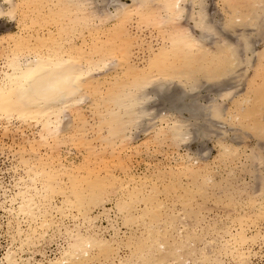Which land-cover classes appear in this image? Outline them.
Masks as SVG:
<instances>
[{
	"label": "bare ground",
	"instance_id": "1",
	"mask_svg": "<svg viewBox=\"0 0 264 264\" xmlns=\"http://www.w3.org/2000/svg\"><path fill=\"white\" fill-rule=\"evenodd\" d=\"M187 1L132 0L115 5L121 13L114 16L107 7L119 0L0 3V20L17 25L0 34V132L19 142L10 151L15 164L0 169V175L13 172L7 183L0 176L8 228L0 264H264L259 101L246 98L249 110L239 120L262 129L242 163L252 186L233 183L234 169L232 179L222 177L217 161L226 166L224 158L246 151L236 141L242 136L220 129L213 163L200 165L186 152L177 168L140 174L130 166L134 131H152L143 143L158 148L215 134L226 113L222 99L238 94L231 85L256 57L260 82L249 88L255 99L264 93V48L256 49L264 42V0H223L220 19L207 0H189L190 16ZM214 89L212 99L200 95ZM216 185L226 198L209 203ZM207 203L229 213L208 217ZM51 247H57L53 257Z\"/></svg>",
	"mask_w": 264,
	"mask_h": 264
},
{
	"label": "rangeland",
	"instance_id": "2",
	"mask_svg": "<svg viewBox=\"0 0 264 264\" xmlns=\"http://www.w3.org/2000/svg\"><path fill=\"white\" fill-rule=\"evenodd\" d=\"M132 0H119V2H116V3H113L112 5H110V6H108L107 7V10L114 16L115 14H117V13H121V9L120 10H116V7H115V5H117V7H119V6H123V4H125V5H131L133 2H131ZM0 3L1 4H3V0H0ZM153 4H155L156 6H157V4H158V2H154ZM208 4H209V6H208ZM206 5L208 6V8H209V11H211L210 13L213 15V16H215V18H217V19H220V18H224L225 16H226V7H224L225 5H224V3H223V0H207V2H206ZM187 6H188V9L190 10L189 12H190V16H191V14L193 13V9H192V7H191V4L189 3V0L187 1ZM100 7V6H99ZM199 9L197 8L196 9V11H198ZM195 12V11H194ZM212 16V17H213ZM164 21H168V16L165 14L164 15ZM188 25H190L189 26V28H192V31L197 35H199V33H200V31L199 30H197V29H195V26H194V22H190V23H188ZM15 30H17V25H16V22H14V21H11V19H9V18H3V19H1L0 20V34H2V33H5V32H7V31H15ZM239 30H240V28H238L236 31L238 32V34H240L239 33ZM146 34H144V35H146V37H147V39L148 38H150V36H154V33L155 32H153V31H151V30H148V29H144L143 30ZM142 31V33H144ZM147 31H149V32H147ZM151 31V32H150ZM150 33V34H149ZM153 33V34H152ZM149 34V35H148ZM155 37V36H154ZM153 40H156V37L155 38H153ZM259 40L258 39H256V42H258ZM261 42H258V44H256V49H257V52H260L263 48H264V42L262 41V40H260ZM257 54V53H256ZM256 56V55H255ZM255 61H254V66H252V67H250V69H248V71L247 72H245V74L243 75V72H241L242 73V76L239 74H237L238 76H237V80H236V83L234 82V83H232L233 85H231V86H233V94L235 93V94H237L234 98H231V100L230 99H228V98H225L224 100L222 99V104H223V107H225L226 108V113L224 114V117H223V119L220 121V123L221 124H219V125H216V124H214L215 125V129H213V131H214V133L215 134H213V133H211V135H209V137H197L195 140L193 139V141H192V139H191V143H189V144H181L180 145V147H178V148H176L175 146L173 147V146H170V144L168 143V142H161L162 143V145H161V143H160V145L158 144V146H159V148L157 147V146H153V144L152 145H150V144H148L149 146H147L146 145V143L147 142H151L152 143V141L151 140H148V141H145L146 143L144 144L143 143V139H145V140H147V139H150V138H147L148 137V135H151V132L152 131H148V132H146L145 131V129H141V130H137V132L136 131H134V139H133V141L131 142V145L133 144H135V146H133V147H135L134 149H136V148H138V151L137 152H135L134 151V149L132 150V152L131 151H129L128 152V154H131V153H133V155L132 156H130V158H131V162H130V166H131V168H132V164H133V171H135V172H137V173H142V172H147V171H150L149 173H151V171L154 173L155 171H157L158 169H159V167L161 168V169H163L164 168V170L165 169H169V167L171 166L172 168H177L176 167V164L178 163V162H180L181 163V160H180V158L186 153V154H191L192 156H197V157H199L200 159H201V162H199L200 163V165L202 164L203 165V163H205L204 161H206L207 159H209L208 161L210 162L211 161V163H213L214 161L213 160H216V158L219 156V154H220V151H221V147L219 146V144H218V139L216 138V129H220V130H224L223 132L225 133V132H227V137H230V136H233L234 134L235 135H239V136H242V140L240 139H236V141H237V144L238 145H240V149H242L243 151H246L245 153H244V156H242L241 158H233V157H227L226 159L224 158V160H225V162H226V166L224 165V164H221V162L220 161H217V164L218 165H221V167L219 168V170H221V172L223 173V176L222 177H226V178H229V176H230V178L232 179V177H234V176H232V175H229L228 174V172L230 171V170H236V177H238V178H235L234 177V179H233V183H235L236 181H238V183H239V185L242 183V181H248L250 184H249V186H252L253 184H254V180H253V177H252V175L250 174V173H245V172H243L244 171V169H243V165L245 164V162L247 161V159H245L246 158V155H247V157L251 154V152H252V149H256L257 148V145H258V140H260L259 139V137H255V135H254V133H257V131H260V132H262V129H256V130H252V126L249 124V122L248 121H244V122H239V120H240V117H241V115H243L244 113L246 114V112H248L247 110H249V103H247L245 100H246V98L247 99H250L251 98V101H255L254 103L256 104V101H259V103L258 104H256V106L259 108L260 106L262 107L263 106V108H261V110H260V108L257 110L258 111V113H259V119L260 118H264V93L263 94H260L258 97H259V100L258 99H255L252 95H253V92H251L250 91V84L251 83H253L254 84V86H257L258 84H259V80H257L256 78V68H257V65H258V62H257V57L254 59ZM254 81V82H253ZM230 86V85H229ZM228 86V87H229ZM231 88V87H230ZM212 92H204V93H202V94H200V95H209L210 97H209V99H212L213 97H215L214 96V94L213 95H211V93H214V92H216V90L214 89V90H211ZM232 91V90H231ZM262 95V96H261ZM242 97H244V99H242ZM243 100V101H242ZM238 103H237V102ZM243 103H242V102ZM241 104V106H240V104ZM247 103V104H246ZM167 104L164 106V108H166L167 109ZM250 107H252V103H250ZM160 108H162V107H160ZM242 110H240V109ZM243 108H244V110H243ZM242 112V113H241ZM261 115H262V117H261ZM244 116V115H243ZM242 116V117H243ZM254 117L252 118V121H254ZM258 120V119H257ZM153 122V121H152ZM157 122V121H156ZM259 123H261V125H263L264 124V121H262V120H260V121H258ZM151 124H155V122H153V123H151ZM149 125H147V127H148ZM219 126V127H218ZM144 128H146V127H144ZM146 132H144V131ZM235 130V131H234ZM218 133V132H217ZM145 134H148L147 136L145 135ZM13 136H16V134L15 135H13ZM151 137V136H150ZM1 138H2V140H1ZM5 138V139H4ZM12 138H14V143H13V139ZM11 139H9V137H4L3 135H1V132H0V146L1 147H3L4 149L2 150V148L0 149V169H3V170H6V168L5 167H7V168H10V167H12L11 165H13V164H15V161H13V160H11V159H13V157H12V153L10 154V151L11 152H13V151H15L14 150V148L13 147H15V149L17 148V144L14 146V144L16 143V142H18V141H16V139L17 138H15V137H12ZM147 138V139H146ZM224 138H226V137H224ZM223 138V139H224ZM142 139V140H141ZM225 141H226V139H225ZM228 141V140H227ZM2 142H3V144H2ZM149 142V143H150ZM19 143V142H18ZM137 143V144H136ZM165 143V144H164ZM167 143L169 144V145H167ZM260 143V142H259ZM11 145V146H10ZM136 145H138L139 147H137ZM146 145V147L145 148H143L144 146ZM154 145H156L155 143H154ZM170 146V147H169ZM12 147V148H11ZM149 148L148 150H145L146 148ZM154 147V150L152 149ZM173 147V148H172ZM143 150H142V149ZM155 148L157 149V150H160V151H155ZM8 149H9V151H8ZM12 149V150H11ZM73 149V148H72ZM140 149V150H139ZM191 149V150H190ZM204 149H206V150H204ZM170 150V151H169ZM74 153H78L77 152V150L76 149H73L72 150ZM134 151V152H133ZM155 151V152H154ZM165 151V152H164ZM172 151V152H171ZM174 151V152H173ZM176 151V152H175ZM205 151V154L206 155H204L203 154V152ZM2 152V153H1ZM65 152V151H64ZM152 152V153H151ZM157 152V153H156ZM163 152V153H162ZM171 152V153H170ZM162 153V154H161ZM8 156H7V155ZM75 155V154H74ZM74 155H72V157H74V158H76V161L77 162H80L79 160H78V158H80L79 157V155H78V158L77 157H75ZM135 155V156H134ZM165 156H166V158H165ZM8 157V158H7ZM141 157V158H140ZM180 157V158H179ZM134 159V160H133ZM135 159H136V161H135ZM144 159V160H143ZM228 159V160H227ZM2 160V161H1ZM9 161V162H8ZM13 163H11V162ZM203 161V162H202ZM147 162V163H146ZM242 163H244V164H242ZM8 164V165H7ZM138 164V165H137ZM238 164V165H237ZM235 165V166H234ZM149 166H150V170H148L149 169ZM213 166H216V167H219V166H217V165H213ZM231 166V167H230ZM248 166V165H247ZM199 168V167H198ZM254 170H255V167H254ZM258 171H261V173L262 174H264V166H262V167H260L259 169H258ZM119 172V173H118ZM255 173H253V174H256V170L254 171ZM8 173V175H6V173H4V174H2V175H0L1 177L3 176V177H6V178H4L3 180L7 183L8 182V180H12V176H13V172H12V175H11V173H9V172H7ZM244 173V174H243ZM258 173V172H257ZM117 174H119V175H122V174H120V171H117ZM0 177V178H1ZM11 177V178H10ZM222 177H220V176H216L215 178H216V180L218 181V184L222 181ZM168 178V177H167ZM235 180V181H234ZM227 180H225V181H222L221 183H220V186H221V184L223 185V186H225V182H226ZM229 181V180H228ZM10 182V181H9ZM216 188V189H215ZM249 191V190H248ZM220 192V190H219V188L217 187V185H216V187H213V189H211V191H210V195H211V197L212 198H208V202L210 203V201L209 200H211V202H216V200H214V199H219L218 197H221L222 195H219V194H221V193H219ZM214 193H216V194H214ZM214 196H216L217 198H214ZM224 196V195H223ZM222 196V197H223ZM239 197V196H238ZM226 198V196H224L222 199L224 200ZM239 199V198H238ZM213 202V203H214ZM209 203H207V205L209 204ZM222 203V202H221ZM212 204V203H211ZM211 204H209L208 206H206V209H204L203 210V214L204 215H207L208 217H212V216H215V215H218V214H222V215H224V214H226V213H229V212H227V210H225L224 211V209H221V208H217V207H212V205ZM211 205V206H210ZM5 206H7V205H5ZM209 207V208H208ZM213 208V209H210V208ZM216 208V209H215ZM215 209V210H214ZM2 210V209H1ZM224 211V212H223ZM4 220L6 221V219L4 218ZM1 223V222H0ZM2 232L3 233H5L6 234V229H8L7 228V226H6V223L5 224H2ZM122 230H123V232L126 230L125 228H121ZM2 232H0V259L2 258V255H3V253H4V251H5V248H6V246H7V244H8V237H7V235H4V234H2ZM6 238V239H5ZM6 240V241H5ZM7 242V243H6ZM50 250L48 251V252H50L49 254H50V256L51 257H53L54 256V252H52V251H55V249L57 250V247H51V248H49ZM52 250V251H51ZM128 253V251H127V249L126 248H124L123 247V249H121V251H120V255L121 256H125L126 254ZM2 254V255H1ZM40 258V257H39Z\"/></svg>",
	"mask_w": 264,
	"mask_h": 264
},
{
	"label": "built area",
	"instance_id": "3",
	"mask_svg": "<svg viewBox=\"0 0 264 264\" xmlns=\"http://www.w3.org/2000/svg\"><path fill=\"white\" fill-rule=\"evenodd\" d=\"M1 198V197H0ZM6 214H4L2 211H0V232H2V225L1 224H3V222L5 221L4 220V216H5ZM5 218H6V216H5ZM3 233V232H2ZM258 250H260V249H258ZM257 250V251H258ZM50 252H48V256H50V254H49Z\"/></svg>",
	"mask_w": 264,
	"mask_h": 264
}]
</instances>
